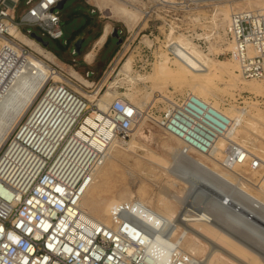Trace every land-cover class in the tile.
<instances>
[{
    "label": "built area",
    "instance_id": "obj_1",
    "mask_svg": "<svg viewBox=\"0 0 264 264\" xmlns=\"http://www.w3.org/2000/svg\"><path fill=\"white\" fill-rule=\"evenodd\" d=\"M19 1L0 0V37L7 36L21 48L18 55L9 46H0L4 86L11 72L25 63L24 56L33 53L10 33L11 24L19 29L24 23L37 24L55 39L64 35L58 9L61 0L35 4L29 0L30 7L17 20ZM163 1L166 9L173 10L185 0ZM93 6L94 12L101 11L97 4ZM143 30V36L153 33L140 29L138 35ZM223 35L226 52L237 62L241 75L264 79V8L233 11ZM50 68L63 78L50 79L11 133L1 155L0 264H204L199 255L172 236L161 235L166 248H159L163 223L140 200L112 206L109 222L82 209L83 196L97 170L115 147L131 137L145 111L122 97L101 108L103 87L88 86L57 65ZM80 89L96 93L95 98ZM155 120L180 139L179 150L184 156L192 151L211 155L231 124L224 111L192 92L168 99L163 115ZM224 150L221 164L226 168L248 161L251 169L264 170L261 157L250 155L243 145L228 144ZM195 191L190 190L189 207L210 211L212 196H198Z\"/></svg>",
    "mask_w": 264,
    "mask_h": 264
},
{
    "label": "rangeland",
    "instance_id": "obj_2",
    "mask_svg": "<svg viewBox=\"0 0 264 264\" xmlns=\"http://www.w3.org/2000/svg\"><path fill=\"white\" fill-rule=\"evenodd\" d=\"M32 1V4H35L39 0ZM178 1L180 2V0ZM190 1H193V3ZM247 1L185 0L182 5H177V8L168 10L162 5L164 4L163 0H66L64 6L59 9L64 32L62 38L55 39L51 37L37 24H23L20 30L28 38L34 39L30 33H36L44 41L49 42L48 47H45L36 39H34L36 41L35 44H25L31 48L33 53L30 54L36 55L50 66L54 65L50 60L52 55L45 49L50 50L51 48L60 57L68 62H72L73 58L80 59L89 50L95 38L97 39L101 35L106 25H109L110 35L114 27H117L119 31H123L120 32L122 42L118 45V38L111 35L109 43L101 54L100 60L102 65L113 54L116 57L107 72L101 73L98 77L102 78V82H106V86L101 90L99 95L101 96L100 101L103 104H109L112 99L122 97L138 106H143L145 118L134 129L129 139L113 149L111 152L112 158L108 159L97 170L94 181L88 187L82 199L81 205L84 206L86 211H89L86 208L87 203L103 202L110 198L119 199V202L139 199L146 204L153 205L155 198L161 194V190L165 189L168 183L175 181L177 185L174 188L184 197L180 204V207L184 208L187 204L190 206L188 201L191 183L199 176H205L209 179L210 185L213 184L211 186L214 187V191H211L210 188H204V190L214 194V204L216 206L214 211H216V215L221 216L219 217L220 219L224 218V221L230 216L227 214H231L233 202H238L245 197L243 195L245 194L244 190H250L252 194L264 199V180L262 179V189L256 186L264 175V170L251 169L249 163L236 166V170L235 168H226L221 164L222 160H220L223 159L225 152L219 153L215 150V157L219 158V161L210 156L214 160L210 161L211 165L213 167L218 166L216 168L219 171L229 174L230 177L232 176V179L226 180L220 174L214 172V170L200 164L201 160L199 158L201 155L199 152L192 151L189 156H183L181 153L176 154L174 150L180 148L182 145L181 141L167 133L155 120V118L158 119L163 115L168 99L174 95H178L179 97V95L192 92L224 111L231 118L229 132L237 130L236 140L248 149H252L253 153L255 151L254 154L257 153L256 155L264 158V91L258 94L251 89L256 83L264 88V79H246L242 76L236 81L231 79L229 73L232 70L231 65L235 66V68L233 67L234 70H237L239 73L240 71L237 62L226 52L228 44L225 43L223 35V27L230 16L228 13L231 14L232 11L242 10L243 5V9L264 8V0L256 2L255 0H249L250 5H248ZM95 2L108 6V8L101 11L97 9L94 12L93 4ZM260 2H263V4ZM30 5L29 0L19 1L15 13L17 20L21 18ZM122 7L135 12V17L130 18L122 13L116 14L114 9L118 10ZM146 11H149L150 14H147ZM140 29H149L148 33L153 30V33L149 37L143 36V30L138 35ZM81 39H84L81 52L76 53L75 43ZM177 40L184 43H190L191 41L197 49L199 48L208 53L213 62L218 63V60L226 62L222 63L224 65L221 69H218L222 71H218L215 76L209 77L201 86H194L195 81L192 83L191 81L184 82V80L182 82L179 80L178 82V79L174 80L170 78L166 79L167 81L158 79L155 76V69L159 64L165 63L167 68H171L170 70L174 73L179 70V61H176L170 50L172 43L177 42ZM121 44H123L122 47ZM223 52L224 54H222ZM126 62H130L131 65V71L129 70L130 72L128 73H125L124 68ZM150 62L151 64H149ZM62 66L66 71H69L71 68L67 65ZM77 69L81 70L85 75L88 67L83 64L80 68L77 67ZM199 74H203V72ZM88 78L86 77V79ZM93 79L94 77L90 78L89 81ZM107 86H109V89H107ZM101 87L102 85L93 86L96 89H100ZM81 92L84 93L83 90ZM87 97L89 96L87 95ZM89 98L92 99L93 97ZM4 148L1 150L0 155H2ZM147 169L150 171L148 172ZM180 171L187 172V175H185L187 176L185 177L186 181L180 182L176 179V173ZM238 175L247 177L252 183L249 182L250 180H247V183L243 182L244 184H241L238 181L239 179H233ZM212 180L213 182H217V184L211 183ZM149 186H151L150 189ZM228 191H230L233 200L231 199V202H226L225 200L223 206L226 207L219 208L220 205L216 196L220 195L219 192H222L221 195H224ZM241 195L243 197L239 199L238 197ZM229 203L230 206H228ZM243 204H241L240 210H247L249 206L246 203ZM245 205L248 207L246 208ZM173 206V203L168 205V207ZM223 206L221 205V207ZM250 207L248 210L252 209L254 210L252 212L264 215V205L261 207L263 209L254 206ZM228 210L230 211L228 212ZM235 212L233 211V214ZM93 217L98 218L96 215H93ZM99 219L103 221L109 220V214L102 215ZM183 245L189 251H191L192 247H195V253L200 257L204 255L205 246L199 242L193 240L188 243L183 242ZM222 264H228V261L225 260Z\"/></svg>",
    "mask_w": 264,
    "mask_h": 264
},
{
    "label": "bare ground",
    "instance_id": "obj_3",
    "mask_svg": "<svg viewBox=\"0 0 264 264\" xmlns=\"http://www.w3.org/2000/svg\"><path fill=\"white\" fill-rule=\"evenodd\" d=\"M197 1H205V0H197ZM217 1H231V0H217ZM256 1H261V0H255V2ZM247 2H248V5L251 4V3L249 4V0ZM204 3L206 4V2ZM95 4H97L101 8V10H106L108 8V6H105L98 2H95ZM261 4H263V2ZM243 8H244V5H243ZM114 11H116V14L122 13L125 16H129L130 18H134L136 15L135 12H132L125 7L119 8L118 10L114 9ZM228 15L230 14L228 13ZM9 31L14 37H16L19 41L23 43H27V44L36 43L34 39L28 38L27 35L23 34L22 31L14 24L10 25ZM109 32H110L109 25H106L101 35L98 37L96 41V45L102 44ZM179 40H177V42H173L170 48V50L174 53L176 57V61H179V63L176 62L179 64V70L176 73H174L172 72V70H170L171 68L170 69L167 68V65H165V63L159 64L156 66V69H155V76L158 79H164L165 81L166 79L170 78L174 80L178 79V82L179 80H181V82L182 80H184V82L191 81L192 83L195 81L194 86H201L205 83V81L209 77L215 76V74H217L218 71H222L218 69H221L224 65L222 63H226V62H224L223 60H218V63L213 62L212 58L209 56L208 53L204 52L203 50H200L199 48L197 49V47L191 41L190 43H184L183 41L178 42ZM1 41H2V44L0 46L2 45L9 46L15 52H18L17 53L18 55L21 54L20 46H18L15 42H13L7 36H1ZM46 51L50 53L48 50ZM93 54H94L93 51L88 52L87 54L88 58H92ZM24 58H25V63L22 66L18 67L16 70L11 72V76L5 82L6 83L5 86H4L5 73L3 74V76L0 77V152L6 145V142L9 139L11 133L15 130V128L22 121V119L30 111L34 102L39 97L40 93L42 92L46 84L50 81V79L53 78V79L58 80V79L63 78V76L60 73H54V71H52L50 66L47 63H45L42 59L38 58L36 55L27 54L26 56H24ZM166 63H167V60H166ZM233 67L235 68V66L231 65L232 70H230L231 72L229 73H230L231 79H234V81H236L242 75L237 70H234ZM124 68L126 71L125 73L130 72L131 71L130 62H126L124 64ZM69 72L72 73L80 81H83L88 86L91 85V83L86 78H84L77 70L70 68ZM201 72H203V74H199ZM240 89L242 88L240 87ZM251 89L257 92L258 94L264 91L263 86L257 85V83L256 85L252 86ZM83 92L87 94L89 97H93L92 99H94L96 96V93L94 92H87L84 90ZM153 101L151 102L153 103ZM134 105L140 110L142 109L143 111H145V109H143V106H138L136 104ZM107 106H108L107 103L103 104L100 101L101 108H107ZM88 120L89 122H92V123L94 122L93 117H90ZM142 121H140L136 125V127L139 124H141ZM236 131L237 130L229 132V128H228V132L217 140L216 144L214 145L212 149L211 155H205V154L200 153L201 155V157L199 158L201 160L200 164L202 166H205V167H208L209 169L214 170V172L220 174L226 180H229V178L232 179V176L230 177L229 174L219 171L217 169L218 166H216L217 168L215 166L213 167L211 165V162L214 160H212L210 156H212L216 161H219V158L215 157V152H214L215 150L220 153L222 151L225 152L224 149L228 147V144L243 145L242 143H239L236 140V136H237ZM243 146L246 147L245 145ZM251 150L248 149V152H250V155L253 156L257 154V153L254 154L255 151L253 153L252 152L253 150L252 151ZM174 151L176 154L180 153L179 149H176ZM111 158H112V153H110L108 159H111ZM1 159H2V156L0 155V160ZM261 159L264 162V158L261 157ZM246 163H248V161H246ZM165 167L167 168V166ZM255 170H258V169H255ZM186 173L181 172V171L177 172L175 177L180 182H183V180H185V177H187L185 176L187 175ZM233 179H239L238 181L241 182V184L243 182H246L247 180H250L243 175H238L236 176V178H233ZM262 179L264 180V175L261 177L259 183L256 184V186H258L259 189L263 188ZM249 182L252 183L251 180ZM211 183L217 184V182H213V180L211 181ZM191 184L193 186V187L191 186V189L195 188L196 189L195 192L198 195H201V194L206 195L207 193H209V195L212 196L210 211L207 209L196 210L194 208L189 207L188 204L187 205L184 204L185 205L184 208H181L180 204L183 201L184 197L182 196L181 193H179L174 188V186L177 185L176 181L168 183L166 187L164 185L165 189H162L163 191L161 190V194L157 198H155L153 205L146 204L145 202L140 200V202H142L144 205L149 206L151 210L153 211V213L151 212V214H154V216L163 223V227H161L159 231V238L157 239L158 247L161 249L166 248V243L161 237V235L166 234V235L172 236L178 241H181L182 243L183 242L188 243L194 240L196 242L203 244L205 246V252L201 258L203 259L204 264H222L223 262H225V260L228 261V264H264V215H261L262 213L256 214L257 212L256 213L252 212L254 211L252 209L248 210L249 208H251L250 206L260 207V208L263 207L264 199L255 194H252L250 190H244L245 194L243 195L245 197L241 195L238 197L239 199L243 197L242 199H240V201L238 202L232 201L234 204V205L232 204L233 205V207L231 208L232 211L228 210V212L230 211L231 214H227L230 216H228V218H226L227 220L224 221L223 220L224 218L220 219L219 217L221 216L216 215V211H214L216 207L214 204V197H215L214 194H212V192L204 190V188H210L211 191H214L213 190L214 187L211 186L213 184L210 185L209 179L206 178L205 176H199V177H196L194 182H192ZM245 186H242V187L246 188ZM164 187L162 186V188ZM150 188L151 186H149V189ZM217 189L219 188L217 187ZM217 189L216 191L218 192ZM219 193L220 195L217 194L218 196H216L218 198V202L220 205L219 208H225L226 206L225 207L223 206L225 203V200L226 202L230 201L231 199L233 200L232 195L230 191L226 192L224 195H221L222 192H219ZM234 200H237V199H234ZM118 202H119V199H115V198L106 199L103 202H89L86 205V208L89 211H86L83 205H82V209L89 216L93 217V215H96L98 217L97 219H99L102 215H108L112 208L111 206H114ZM170 203H173L174 206L168 207ZM243 203L244 204L246 203V205L249 206V208H247L248 206L245 205L247 210L246 209L240 210L241 204ZM221 205L223 207H221ZM228 206H230V203L228 204ZM233 211H236V212L233 214ZM106 221L109 222V220H106ZM195 249H196L195 247H192L190 249L191 250L190 252L196 254Z\"/></svg>",
    "mask_w": 264,
    "mask_h": 264
},
{
    "label": "crops",
    "instance_id": "obj_4",
    "mask_svg": "<svg viewBox=\"0 0 264 264\" xmlns=\"http://www.w3.org/2000/svg\"><path fill=\"white\" fill-rule=\"evenodd\" d=\"M110 36L111 35L108 33L104 42L100 45H96V41L98 38L97 39L95 38V40L91 44L89 50L80 59L79 58H73L72 62H68L64 58L60 57L58 54L53 52L52 50H48L52 54V57L50 60L54 65H57L59 67L64 68L62 65H65V66L67 65V66L77 70L84 78L89 77L87 79L88 81L90 78L94 77V79L92 81H89V82L91 84H95V85H102V87L104 88L106 86V82H102V78H98V77L101 73L107 72V70L112 65V63L114 62L115 57H116L113 54L106 63H104L103 65L101 64V60H100L101 54H102L104 48L106 47V45L109 43ZM90 51H93V53H94L92 58H88V56H87L88 52H90ZM74 59L76 60L75 63H74ZM83 64L88 67V70L86 71L85 75L82 73L81 70L77 69V67L80 68L81 65H83ZM87 72H89L88 76H87ZM107 89H109V86H107Z\"/></svg>",
    "mask_w": 264,
    "mask_h": 264
},
{
    "label": "water",
    "instance_id": "obj_5",
    "mask_svg": "<svg viewBox=\"0 0 264 264\" xmlns=\"http://www.w3.org/2000/svg\"><path fill=\"white\" fill-rule=\"evenodd\" d=\"M66 0H61L58 4V9L62 8L65 4ZM31 36L36 39L37 41H39L40 43H42L45 47H48L49 42L48 41H44L43 38L41 36H38L36 33H30ZM113 37L118 38V45L122 42V38L121 35L119 33V30L117 27H114L113 32L111 34ZM84 42V39H81L79 41H77L75 43V52L76 53H80L81 52V46L82 43Z\"/></svg>",
    "mask_w": 264,
    "mask_h": 264
},
{
    "label": "trees",
    "instance_id": "obj_6",
    "mask_svg": "<svg viewBox=\"0 0 264 264\" xmlns=\"http://www.w3.org/2000/svg\"><path fill=\"white\" fill-rule=\"evenodd\" d=\"M110 39H111V36H110ZM50 50H51V48H50Z\"/></svg>",
    "mask_w": 264,
    "mask_h": 264
}]
</instances>
